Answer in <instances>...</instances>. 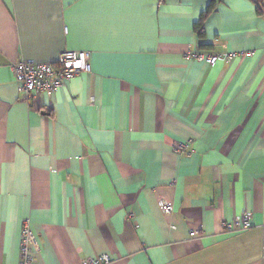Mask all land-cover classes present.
Returning a JSON list of instances; mask_svg holds the SVG:
<instances>
[{
  "label": "crops",
  "instance_id": "0c3cea01",
  "mask_svg": "<svg viewBox=\"0 0 264 264\" xmlns=\"http://www.w3.org/2000/svg\"><path fill=\"white\" fill-rule=\"evenodd\" d=\"M208 5L0 0V264H19L26 219L32 264L264 263V14L223 0L200 42ZM66 50L91 72L26 101L12 65ZM198 51L251 55L207 65ZM242 214L249 230L223 232Z\"/></svg>",
  "mask_w": 264,
  "mask_h": 264
},
{
  "label": "built area",
  "instance_id": "2783aa9c",
  "mask_svg": "<svg viewBox=\"0 0 264 264\" xmlns=\"http://www.w3.org/2000/svg\"><path fill=\"white\" fill-rule=\"evenodd\" d=\"M250 55V53L244 52L208 54L204 51H198L193 54V59L205 62L207 65H212L218 60L228 62L239 57L249 58ZM11 69L17 83L18 92L28 101L40 93L51 96L77 75L90 73V54L84 51L66 50L58 55L54 63L44 64L20 60L14 63ZM185 148L186 144L179 143L176 145L174 151L181 153ZM172 209V203L170 202L161 205V210L165 214L169 215ZM251 227V217L248 214L239 215L230 221L222 223L223 232L227 234L242 233ZM188 236L190 239L198 238V234L195 231H190ZM38 248L37 240L30 226V220L26 219L23 221L20 229L19 264H32L34 254L37 253ZM262 258L264 260V244ZM111 262L112 258L108 254H101L84 259L81 261V264H110Z\"/></svg>",
  "mask_w": 264,
  "mask_h": 264
},
{
  "label": "trees",
  "instance_id": "16d2710c",
  "mask_svg": "<svg viewBox=\"0 0 264 264\" xmlns=\"http://www.w3.org/2000/svg\"><path fill=\"white\" fill-rule=\"evenodd\" d=\"M164 0H160L163 2ZM223 0H209V5L206 10L201 13L197 23L194 24V32L197 36V40L203 42L205 40V30H204V22L206 17L215 10V7L218 3L222 2ZM256 6V10L259 14H264V0H250ZM199 48L201 50H208L210 49L209 45L200 44Z\"/></svg>",
  "mask_w": 264,
  "mask_h": 264
}]
</instances>
